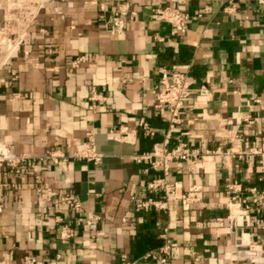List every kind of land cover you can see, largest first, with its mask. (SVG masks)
Listing matches in <instances>:
<instances>
[{"label": "crops", "instance_id": "obj_1", "mask_svg": "<svg viewBox=\"0 0 264 264\" xmlns=\"http://www.w3.org/2000/svg\"><path fill=\"white\" fill-rule=\"evenodd\" d=\"M124 3L136 15L122 35L111 36L107 20ZM157 7L187 13L186 32L173 34ZM0 26L16 40L13 48L0 46V145L25 158L15 168L0 166V264H22L25 256L38 264H124L122 256L160 264L144 256L165 242L169 264H264V209L257 203L264 159L248 153L264 138V4L0 0ZM80 56L87 60L72 67ZM162 72L185 73L191 82L167 148L182 141L200 154L219 153L170 165L168 181L184 192L198 188L188 210L176 200L166 210L136 205L161 198L146 185L162 171L132 158L151 153L169 131L156 101ZM92 90L100 100H89ZM88 132L102 155L97 164L44 159L78 152ZM228 184L240 186L237 204L248 206L235 221ZM47 191L80 207L56 206ZM79 217L94 225L77 224ZM64 226L74 232L67 240L58 237Z\"/></svg>", "mask_w": 264, "mask_h": 264}, {"label": "built area", "instance_id": "obj_2", "mask_svg": "<svg viewBox=\"0 0 264 264\" xmlns=\"http://www.w3.org/2000/svg\"><path fill=\"white\" fill-rule=\"evenodd\" d=\"M258 2L260 4H264V0H258ZM229 9L231 8H225L224 11L228 12ZM154 14L159 21L166 23L173 28V34H183L186 32L187 22L189 20V15L187 13H184L176 8L157 7L154 9ZM135 15L136 14L134 12L129 10V5L127 3L120 4L107 20V32L111 36L122 35L126 29L127 19L129 17H135ZM1 31L4 32L3 29H1ZM86 60L87 59L85 56H80L71 62V66L77 67ZM160 83L161 87L156 95V101L158 107L164 108L166 110V120L169 131L165 135L164 142L162 144L155 145L151 153L134 156L132 159L136 162L146 161L153 170L162 171L161 177L152 179L146 185V188L150 193L159 192L161 194V198L139 200L136 202V205L143 211H148L152 207L158 210H166L168 202L176 200L180 202L183 210H188L198 201V199L195 197V193L197 192L198 188L191 187L187 192H184L182 191L179 183L168 181L170 165L174 162H194L198 159L205 160L207 158H214V156H219V153L217 151H206L203 154H200L198 150L190 149L187 144L182 141L171 149L167 148L171 130H173L182 122V116L185 110L184 103L191 95V82L185 73L173 72L170 76H168L167 73L162 72ZM100 99V96L92 90L89 95V100L91 102H96ZM255 102L258 103L259 100H255ZM139 127L142 129L145 135H153V132L145 122H139ZM248 153L251 155H258L264 159V138L261 140V145L259 147L251 148ZM101 158L102 155L97 153L95 150L92 132H88L86 134V139L78 152L72 155H65L59 152H48L44 157L45 160H50L54 164L58 163L59 161L65 162L69 159L83 160L97 164ZM222 158L223 160L228 159L229 153L226 152ZM24 161L25 158L11 157L7 149L0 145V166L7 165L15 168ZM239 191V185H227V194L230 197V217L236 213V216L240 217L241 219L245 216L244 214L245 211L248 210V206L240 208V206L237 204L236 194ZM250 193L255 194L256 189H250ZM46 195L48 200L52 201L56 206L59 204H64L71 209H78L80 207V203L77 200L72 199L67 195H57L51 191H47ZM257 203L260 208L264 209V191L259 193ZM76 223H85V225L88 227H92L94 225V221L91 218L83 219L79 217L76 219ZM262 228L264 229V223L262 224ZM73 234L74 232L64 226L59 230L58 237L61 240H67L73 236ZM169 252L170 245L168 242H165L158 252H150L144 256V259L150 258L153 260H158L160 264H169L168 260L166 259V257L169 255ZM121 260L124 264H134L133 262H129L126 256H122ZM22 264L38 263L34 258L25 256L23 258Z\"/></svg>", "mask_w": 264, "mask_h": 264}, {"label": "rangeland", "instance_id": "obj_3", "mask_svg": "<svg viewBox=\"0 0 264 264\" xmlns=\"http://www.w3.org/2000/svg\"><path fill=\"white\" fill-rule=\"evenodd\" d=\"M1 29H3L4 32H2ZM8 44L10 48L16 46V40L13 39V32L9 27L0 26V46H7Z\"/></svg>", "mask_w": 264, "mask_h": 264}, {"label": "bare ground", "instance_id": "obj_4", "mask_svg": "<svg viewBox=\"0 0 264 264\" xmlns=\"http://www.w3.org/2000/svg\"><path fill=\"white\" fill-rule=\"evenodd\" d=\"M237 217L238 216H236V213L232 216V218H233L234 221L236 220Z\"/></svg>", "mask_w": 264, "mask_h": 264}]
</instances>
